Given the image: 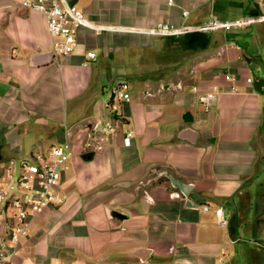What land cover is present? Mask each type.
Here are the masks:
<instances>
[{
    "label": "crops",
    "instance_id": "crops-1",
    "mask_svg": "<svg viewBox=\"0 0 264 264\" xmlns=\"http://www.w3.org/2000/svg\"><path fill=\"white\" fill-rule=\"evenodd\" d=\"M21 1L0 0V167L65 143L73 156L64 204L31 221L14 264H264V23L149 33L259 16L264 0H78L92 25L123 31L82 30L69 57ZM120 82L131 100L112 113ZM194 87L216 89L210 112Z\"/></svg>",
    "mask_w": 264,
    "mask_h": 264
},
{
    "label": "built area",
    "instance_id": "built-area-1",
    "mask_svg": "<svg viewBox=\"0 0 264 264\" xmlns=\"http://www.w3.org/2000/svg\"><path fill=\"white\" fill-rule=\"evenodd\" d=\"M172 2V1H170ZM22 8L28 11L39 12L47 19L50 36L54 39L53 53L56 56L69 57L78 52L80 34L82 30L92 31L99 35L104 32L123 31L116 27H101L92 25L77 3L72 5L71 0H22ZM189 12H184L187 17ZM264 23V14L255 17H243L233 21L212 20L197 27L177 28L170 23H160L149 33L171 37L195 33L228 31L244 29L254 24ZM87 60H94V52L86 53ZM231 81L234 78L229 77ZM252 80L248 79V83ZM238 89L233 85L231 92ZM193 92L205 112H210L217 100L216 89L200 92L197 87ZM131 100L130 87L126 82H120L113 90L106 107L112 113H118L123 102ZM95 131L100 134L98 150L102 151L103 142L116 133V126L107 124L96 126ZM134 137L133 131L124 134V146H131ZM73 156V148L65 143L51 147L46 152L36 151L19 160H10L0 167V264H14L21 242L29 236L31 221L43 214L47 209L64 204L65 197L59 193L63 173ZM208 211L209 206H204ZM218 224L226 227L228 221L222 209L216 210Z\"/></svg>",
    "mask_w": 264,
    "mask_h": 264
},
{
    "label": "water",
    "instance_id": "water-1",
    "mask_svg": "<svg viewBox=\"0 0 264 264\" xmlns=\"http://www.w3.org/2000/svg\"><path fill=\"white\" fill-rule=\"evenodd\" d=\"M77 2H78V0H71V4H72V5L76 4ZM51 55H52V56L54 55L53 51H52V54H51ZM49 56H50L49 54L46 55V57H48V58H49ZM171 180H172L174 186L180 188V189L183 190L184 192H187V188H186V186H183L181 183H179V182H177V181H175V180H173V179H171ZM112 217H113V218L120 217V214L117 213V212H112Z\"/></svg>",
    "mask_w": 264,
    "mask_h": 264
},
{
    "label": "rangeland",
    "instance_id": "rangeland-1",
    "mask_svg": "<svg viewBox=\"0 0 264 264\" xmlns=\"http://www.w3.org/2000/svg\"><path fill=\"white\" fill-rule=\"evenodd\" d=\"M34 152H36V150H30L29 153L26 154V156H29L30 154H32V153H34ZM26 156H24V157H26ZM22 158H23V157H22ZM17 159H18V158H17Z\"/></svg>",
    "mask_w": 264,
    "mask_h": 264
}]
</instances>
